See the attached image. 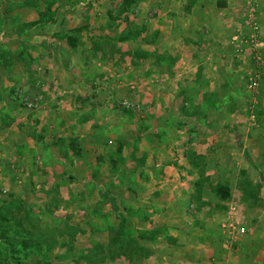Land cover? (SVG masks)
<instances>
[{
  "label": "rangeland",
  "instance_id": "1",
  "mask_svg": "<svg viewBox=\"0 0 264 264\" xmlns=\"http://www.w3.org/2000/svg\"><path fill=\"white\" fill-rule=\"evenodd\" d=\"M98 1L91 17L92 5L0 0V264L15 262L3 239L31 226L24 264H262L261 240H241L264 235V83L249 87L225 34L248 16L222 26L211 0L201 19L197 0L174 4L179 17L161 15L166 0ZM214 92L226 96L207 105Z\"/></svg>",
  "mask_w": 264,
  "mask_h": 264
},
{
  "label": "crops",
  "instance_id": "2",
  "mask_svg": "<svg viewBox=\"0 0 264 264\" xmlns=\"http://www.w3.org/2000/svg\"><path fill=\"white\" fill-rule=\"evenodd\" d=\"M161 1H165V0H161ZM166 1H167L168 5L164 7V13L161 15L166 16V17H170V16L171 17H174V16L179 17V12L182 11V13H183V7H182V9H180L181 7H176V6H174V4H177V3L180 4L181 3V5H182V3H184L186 0H166ZM214 1L218 3V6L223 5L221 7V10H226L224 12H220L222 14H225L226 17H228V18H226L225 16L223 17L226 19L223 20V21H225V23L222 26H227V25L231 26L232 24L236 23V21H234L235 18L244 19L245 17L248 16L245 23H244V26H242L241 24L240 25L235 24V26L233 28L229 27L226 29L227 31H225V34L228 33L227 34L228 36H226V38L229 37V32L233 31V33L228 38L227 43L230 44V49H231L232 53L237 58L241 59L242 65L248 68L247 69L248 70L247 76H248V80L250 82L249 87L251 86L250 84H252V83L257 84L256 81L259 80V74L262 76L263 79L261 81H263V83H264V0H258V2L260 4H257V6H258L257 11L256 10L253 11L254 8H252V7L248 9L249 5L252 4L254 2V0H241V1H239V0H211V2H214ZM58 2L61 4V8H63L64 5L67 7L68 5H73V4L75 7L87 5V8H88V6L91 8L93 0H58ZM103 2H104V0H99L97 3L102 4ZM159 2L160 1H158V3ZM240 2H241V4H240ZM197 3L199 4L198 10H197L199 18L200 19H201V17L208 18V16L206 15V13L204 11V7H202V4H205L206 0H197ZM244 3H246L245 9H243V7H242ZM160 4L161 3H159V5ZM227 4H228V6H227ZM236 4H240V7L242 9L241 10L235 9L233 6H235ZM229 5H231L234 8V10H232L234 14L233 13L229 14L230 17L228 15H226L227 9H231V7ZM41 7L42 6H40V8ZM92 7H94V8H92V11H89V15H91V17L93 16V13H96L97 15H101L102 12L104 11L103 6L97 7V4H93ZM87 8L85 7L86 11H88ZM160 10H162V9L160 8L157 12H159ZM189 10H190V7L188 6V9L186 11H189ZM158 18H160V16L158 17V15H157L156 20ZM203 24H205V23H203ZM220 24H222V22L221 23H219V22H213L212 23L211 22L210 24H206V25L210 26L212 28H215L216 26H219ZM155 30H157V29H155ZM214 30H216V28ZM219 39H221V38H219ZM220 42H221V40H218L217 43H220ZM255 57H258V59H263L262 60L263 65H260L261 63H259V61ZM251 59H252V61H251ZM243 72H244V70H243ZM258 86H259V84L256 85L255 87H258ZM255 87L253 88V86H251V88H253V90L257 89ZM181 91H182V94L184 96L183 98H185V100L186 99L191 100L192 103H194V100L197 97L201 99L207 95L206 92H203V91H202V93L193 92L192 94H189L190 92H187V91H183V90H181ZM214 93H215V95L211 94L212 95L211 101H207V100L205 101V103L207 105L216 106L221 101L220 98L226 96V95H223L221 93H216V92H214ZM227 95H228V93H227ZM258 95H259L258 97L261 98V106L262 107H260V108L264 109V93H261V91H260V92H258ZM174 97L179 98V95H176ZM216 100H217V102L212 104V101H216ZM175 108L176 107H174V105H173V108L168 112H170V114H171L173 112L172 110ZM3 112H4L3 109L0 108V115ZM191 115H193L192 118H195L198 121V123H200L199 111L193 112ZM38 119H41V118L39 117ZM155 120H156V118H155ZM155 120H153V121H155ZM155 122H156L155 127H161L162 123H158V121H155ZM10 125L12 126V124H10ZM37 125L38 124H36V126ZM40 126L41 125H39V127ZM12 129H13V126L10 128L11 132H12ZM158 129H160V128H158ZM172 129H173V127H172ZM177 129H176L177 130L176 132H178V133L182 132L181 131L182 127L177 128ZM156 130H157V128H156ZM175 143H177V142H175ZM182 146L185 147V144H182L181 147ZM6 174L10 175V173L7 172V170H6ZM3 178L5 179L6 177H3ZM7 178H9V177H7ZM4 183L5 182H3V184ZM45 189H47V188L45 187L43 190H45ZM15 191L16 190L12 189V192H14L15 194H18V192L17 191L15 192ZM4 192H5V189H4ZM27 193H29V192H27ZM235 211H236V206L233 204H230L229 205V214L232 215L231 217L235 216V215H233V213L236 214ZM232 238L236 239L235 236H232ZM256 239H258L259 242L261 240L262 247H263V250H261V252L257 251V257L260 256V258L263 259L262 264H264V235H262V236H260V235L259 236H257V235L256 236H254V235L248 236V237H246V239H242L241 243L244 244L243 247H246L248 243L256 242ZM217 253L220 255L219 252H217ZM215 257H216V255H215ZM196 259H198V256L193 255V259H192L193 261L191 263L196 264L195 263L197 261ZM214 259L216 260V258H214ZM232 261H234V259ZM181 264H184V263H181Z\"/></svg>",
  "mask_w": 264,
  "mask_h": 264
},
{
  "label": "trees",
  "instance_id": "3",
  "mask_svg": "<svg viewBox=\"0 0 264 264\" xmlns=\"http://www.w3.org/2000/svg\"><path fill=\"white\" fill-rule=\"evenodd\" d=\"M38 1H40V2L38 4V6H35L34 7L35 9H38V8L40 9V6H43V4H44V0H38ZM51 4H53V3H50V4H48V6H46L47 7V10L48 9H51ZM39 17H40L41 20L39 22H35L31 26H34L36 24H39L40 22H42L43 19H45L46 16H44L43 14H40ZM5 20H7L6 14H4V15L1 14L0 15V29L3 27V25L5 23ZM68 39H69V42H70V45L71 46H73V47L77 46V44L75 43V41H71L70 38H68ZM70 142H71L70 147H72V150H74V153L77 154L78 156L80 154H82V151H81L82 149L79 146V144L76 142L75 137L72 138L70 140ZM118 148L116 150L117 159L123 161V159L125 157H123V155H122L121 148L120 147H118ZM117 159H113V161L110 162L113 165L112 166V169H114L116 167V165L119 164V161ZM214 193L216 194V196H220L223 199H227L228 196H229L228 190L226 189V187L221 186V184L214 190ZM14 202H16V201L12 200V198H11L9 200L2 201V204H8L9 205V204L14 203ZM19 227H25V224L18 226V228ZM32 228H33V226L29 227V229H27V231L26 230H23V229L21 230V233H24V234H23V236H21V238L17 239L18 240L17 241V244H13V243L9 242L7 239H3V241L5 242L4 244H8L9 245L8 246L9 248L8 249L6 248V249L8 250L9 256L12 259H14V261H15L14 264H24V262H23L24 261L23 260L24 258L26 259V261H27V259L30 260V256H31L30 250H31L32 246L35 245V244H37V243L39 244L38 241H40V239L39 238L36 239L39 236H37V237L34 236L35 235V231ZM5 235L6 234H3V236H5ZM141 238H144V237L138 236V239H141ZM27 255H28V257H26ZM29 260L27 262H29ZM27 262H26V264H27ZM32 263H34V264H41V261L40 260H37V262H33V260H31V264Z\"/></svg>",
  "mask_w": 264,
  "mask_h": 264
},
{
  "label": "built area",
  "instance_id": "4",
  "mask_svg": "<svg viewBox=\"0 0 264 264\" xmlns=\"http://www.w3.org/2000/svg\"><path fill=\"white\" fill-rule=\"evenodd\" d=\"M241 231H243V228L241 229Z\"/></svg>",
  "mask_w": 264,
  "mask_h": 264
}]
</instances>
